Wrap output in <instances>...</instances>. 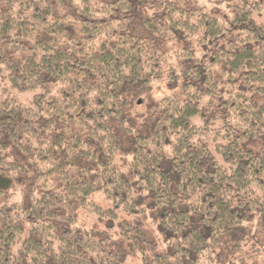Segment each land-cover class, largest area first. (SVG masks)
<instances>
[{
	"label": "clouds",
	"instance_id": "9594fccd",
	"mask_svg": "<svg viewBox=\"0 0 264 264\" xmlns=\"http://www.w3.org/2000/svg\"><path fill=\"white\" fill-rule=\"evenodd\" d=\"M0 264H264V0H0Z\"/></svg>",
	"mask_w": 264,
	"mask_h": 264
}]
</instances>
